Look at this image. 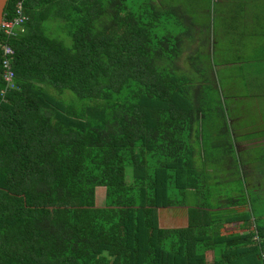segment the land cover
Listing matches in <instances>:
<instances>
[{"label":"trees","instance_id":"trees-1","mask_svg":"<svg viewBox=\"0 0 264 264\" xmlns=\"http://www.w3.org/2000/svg\"><path fill=\"white\" fill-rule=\"evenodd\" d=\"M160 4L24 0L0 102V264H264L254 195L196 164L204 41L192 49L196 28ZM161 208H186L187 225L161 227Z\"/></svg>","mask_w":264,"mask_h":264},{"label":"rangeland","instance_id":"rangeland-1","mask_svg":"<svg viewBox=\"0 0 264 264\" xmlns=\"http://www.w3.org/2000/svg\"><path fill=\"white\" fill-rule=\"evenodd\" d=\"M173 2L175 8L180 6L183 13L197 17L198 26L214 17L211 27L196 28L192 45L194 49L204 41L200 46L203 57L212 70H216L214 85L206 91L210 93V101L204 104L205 115L198 125L196 164L207 170L208 184L222 192L229 189L235 194L240 188L236 185L248 187L254 195L253 204L264 210V142L254 139L258 136L255 129L264 125L263 119H258L261 117L258 107H264V75L255 79L258 67L264 69V35L256 30L253 22L245 28L239 17L238 21L228 23L224 13L235 12L233 5L222 4L224 11L220 14L216 10L209 11L206 0ZM179 22L182 26L178 27H185L182 20ZM187 54L185 51L181 56L180 65L186 63ZM235 59L240 61L231 65ZM220 62L227 65H220ZM234 68L236 70L232 71ZM104 194V187L95 189L97 206L103 205ZM223 195L225 198L229 194ZM216 204L214 202V207ZM158 216L161 227H180L188 222L186 208H161ZM261 220L264 221V217Z\"/></svg>","mask_w":264,"mask_h":264},{"label":"crops","instance_id":"crops-1","mask_svg":"<svg viewBox=\"0 0 264 264\" xmlns=\"http://www.w3.org/2000/svg\"><path fill=\"white\" fill-rule=\"evenodd\" d=\"M159 1H162L164 3H169L168 5H170V7L175 10L176 20L178 19L177 25H179V26H182V23L179 22L180 20L183 21V26H185V27H189V25H191L192 27H195V28H197V27L198 28L199 27L206 28V27H208V25L210 27H211V25H213L212 22L214 21V17H213V19H211V21L209 18V19H207V23H203L202 26H198L197 17L193 16L192 14L183 13L182 8L180 6L175 8L173 6L174 5L173 0H157V3H159ZM206 2L208 3L207 6L209 7V11H215L216 10L220 14H221V11H224L222 6H221L222 4L223 5L224 4L233 5L235 12H231V13L225 12L224 13L228 23H231L234 20L238 21L240 18L241 19L240 21H242V24L246 28L247 27L246 24H250V22H253V25L255 26L256 30H258V32L260 34L264 35V31H263L264 30V20L261 21L262 19H264V0H206ZM215 4L217 7L215 6ZM174 18H175V16H174ZM251 59H253V58H249V60H251ZM239 61H240V59H235L233 62H231V65L236 63V62H239ZM222 62H224V61H222ZM223 64H226V63L220 62V65H223ZM258 66L259 65H257V67ZM258 68L259 69L257 70V72H255V75H256L255 79L260 78L264 75L263 74L264 69L261 67H258ZM233 70H236V69L234 68V69H232V71ZM212 71H214L212 73L215 76L216 70L213 69ZM249 73H251V72H249ZM259 84H261V82ZM257 88H260L259 85H257ZM258 109L261 112V117H259L258 119H261V120L263 119V121H264V107L261 106V107H258ZM255 130H256V132H258V136L255 137L254 139H263V142H264V125L258 129H255Z\"/></svg>","mask_w":264,"mask_h":264},{"label":"built area","instance_id":"built-area-1","mask_svg":"<svg viewBox=\"0 0 264 264\" xmlns=\"http://www.w3.org/2000/svg\"><path fill=\"white\" fill-rule=\"evenodd\" d=\"M28 14L24 9V0H17L12 8L11 13L3 11L0 21V53L2 59L0 61V76L4 81V86L0 90V102L5 101L6 93L15 88L14 69L12 58L14 56V48L9 39L16 36L17 33L24 28V24L28 21Z\"/></svg>","mask_w":264,"mask_h":264},{"label":"water","instance_id":"water-1","mask_svg":"<svg viewBox=\"0 0 264 264\" xmlns=\"http://www.w3.org/2000/svg\"><path fill=\"white\" fill-rule=\"evenodd\" d=\"M7 0H0V21L2 19L3 11Z\"/></svg>","mask_w":264,"mask_h":264}]
</instances>
